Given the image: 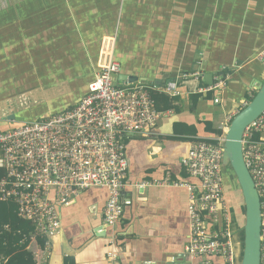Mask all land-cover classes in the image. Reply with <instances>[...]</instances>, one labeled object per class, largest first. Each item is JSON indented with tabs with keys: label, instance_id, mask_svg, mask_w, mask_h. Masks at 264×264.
Segmentation results:
<instances>
[{
	"label": "crops",
	"instance_id": "crops-1",
	"mask_svg": "<svg viewBox=\"0 0 264 264\" xmlns=\"http://www.w3.org/2000/svg\"><path fill=\"white\" fill-rule=\"evenodd\" d=\"M115 1L119 5L114 24L100 36L91 80L101 51L110 44L113 59L121 65L123 76L136 78L153 88H164L172 82L177 92L174 97L153 93L168 97L169 108L163 110L156 102L157 111L162 115L155 138H135L127 143L130 180H160L169 175L172 180L194 182L181 165L189 143L196 138L215 142L218 137L225 136L230 120L255 94V81L264 79V63L257 59L264 50V0H106L101 21L113 17L108 10ZM58 2L67 5L70 0H0V39L12 35L15 26L22 30V23ZM89 3L86 0L85 9L79 11L84 18L80 32L91 31V25L84 28L89 25L88 17L92 15L87 9ZM129 8L131 20L128 19ZM126 19L134 23V29L138 31L134 36L142 42L131 47L132 50L120 46L122 51L117 59V40L124 36ZM115 24L118 26L116 32ZM7 49L9 47H4L3 51ZM199 52L205 70L196 72L197 78L180 79L182 74H192ZM129 54L141 55L139 59H130L140 63L144 55H148V61L136 65L145 73L138 75L126 71L124 64ZM153 55L159 56L154 60ZM222 72L228 77V87L218 94V103H214L216 94L196 92L208 86L204 78L206 73L213 74L214 82ZM91 80L87 81L81 96ZM124 81L128 80L121 82ZM32 91L5 95L2 89L0 99L5 101L22 94L27 97ZM79 98L54 110L51 104L56 101H49L46 109L36 117L32 116L37 110L32 113L28 107H24L25 116L10 112L1 117L0 130L7 128L15 117L18 120L34 119L58 112L75 104ZM6 119L10 120L6 122ZM90 190L83 192L74 204L61 209L63 230L59 241L51 243L48 250L39 249L37 242L30 244L29 251L37 253L38 264H197L183 256L188 233L187 193L183 188L151 187L142 196L134 190L131 206L124 209L121 223L114 229L118 246H110L107 236L96 234L106 193L94 189L89 193ZM226 198L234 217L240 219L242 204L239 205L233 196V201L227 195ZM239 246L238 242V263ZM110 252L116 255V260H110ZM213 261L221 264L218 258Z\"/></svg>",
	"mask_w": 264,
	"mask_h": 264
},
{
	"label": "built area",
	"instance_id": "built-area-1",
	"mask_svg": "<svg viewBox=\"0 0 264 264\" xmlns=\"http://www.w3.org/2000/svg\"><path fill=\"white\" fill-rule=\"evenodd\" d=\"M257 59L264 63V50ZM96 67L97 73L75 104L34 119L5 120L11 124L0 130V202L15 204L18 217L33 228L30 243L43 239V248L48 250L62 236L61 209L74 204L85 191L102 190L106 200L96 234L107 236L110 246H118L114 229L121 223L124 209L131 206L134 190L142 196L151 187L183 188L188 221L183 256L197 264H214L216 258L221 264H239L238 242L231 229L234 214L224 187L225 137L215 142L196 138L189 143L181 165L194 182L172 180L169 175L131 181L127 143L157 136L162 114L156 109L153 93L174 97L175 83L168 82L164 88L138 80L118 83L122 68L113 59L110 44L101 51ZM198 76L187 73L180 79ZM227 87L228 77L220 75L196 92L216 94V104L218 94ZM241 146L260 202V264H264V112L244 129ZM32 254L38 264L37 253ZM109 258L114 261L116 255L110 252Z\"/></svg>",
	"mask_w": 264,
	"mask_h": 264
},
{
	"label": "rangeland",
	"instance_id": "rangeland-1",
	"mask_svg": "<svg viewBox=\"0 0 264 264\" xmlns=\"http://www.w3.org/2000/svg\"><path fill=\"white\" fill-rule=\"evenodd\" d=\"M105 1L89 0L87 9L91 10L92 15L88 17L89 25L84 27L87 28L91 25L89 32H80L83 28H79L82 26L81 24H84V18L79 14V11L85 9L86 0H70L67 5L65 2H58L50 6L51 8L37 13L38 16L21 24L22 30L15 26L12 35L3 38V40L0 39V49H2L0 52V84H2L0 93L2 89L5 91V95L25 93V91L33 89L27 97L22 94L5 101L0 99V119L10 112L23 113L24 115L26 112L24 107H28L32 113L37 110V113L32 116L36 117L41 115L38 114L40 111L46 109L45 105H49V101H56L51 104V108L54 110L81 96L87 81L91 80L100 36L113 26L114 15L119 5L115 1V4L108 10V13L113 17H107L106 21H101L102 6L106 4ZM129 12L128 19L131 20V8H129ZM125 22L124 36L121 40H117L119 42L118 46L116 45L115 56L117 59H120L119 53L122 51L120 46L130 47L132 50L131 47H137L142 42L134 36L138 34V31L134 29V23L127 19ZM117 30L118 26L115 24L114 31ZM4 47H9V49L3 51ZM155 49L156 47L153 48V51ZM140 56L130 54L127 56L124 68L128 73L140 75L146 72L137 69L136 65L148 61V55H144V60L141 63L135 61ZM153 56L155 60L159 55ZM94 69L93 74L95 75L98 69L95 66ZM57 100L60 101L57 102ZM0 127L2 126L0 125ZM224 169L226 195L231 197L232 201L234 197L239 196V205L242 204L243 207L241 192L230 191L229 173L231 169L229 166ZM90 192L92 191L90 190ZM236 219V217L232 218L231 229L234 240L240 243L238 251L242 260L243 223H241V219H237L238 221ZM241 260L239 264H241Z\"/></svg>",
	"mask_w": 264,
	"mask_h": 264
},
{
	"label": "water",
	"instance_id": "water-1",
	"mask_svg": "<svg viewBox=\"0 0 264 264\" xmlns=\"http://www.w3.org/2000/svg\"><path fill=\"white\" fill-rule=\"evenodd\" d=\"M200 57L201 54L199 52L194 60V66L191 69L192 73L205 70V64L202 63ZM221 75H224V73L222 72ZM204 78L208 85H212L213 74L206 73ZM122 80L137 81L136 78L118 76V83ZM253 87L255 90L254 96L231 119L229 126L226 128L222 156V165L223 167L229 166L233 172L243 199L244 240L241 264H260L261 255L260 202L252 178L245 167L241 146L244 129L264 112V79L255 81Z\"/></svg>",
	"mask_w": 264,
	"mask_h": 264
},
{
	"label": "trees",
	"instance_id": "trees-1",
	"mask_svg": "<svg viewBox=\"0 0 264 264\" xmlns=\"http://www.w3.org/2000/svg\"><path fill=\"white\" fill-rule=\"evenodd\" d=\"M153 97L158 107L163 108V110L169 108L168 97L160 94L153 95ZM251 99L252 98H250L249 101ZM194 103L195 100L192 101V106ZM157 106L156 109L158 110L159 108H157ZM224 170L223 167V176L225 180L226 176ZM229 183L230 191L233 190L234 192V190H237L240 192V188L236 183V178L231 170L229 173ZM236 198L237 201H239V196H236ZM16 208L17 206L11 202H0V264H35L34 256L32 252L28 250L31 244L30 234L33 232V228L29 222L18 217ZM239 214L241 223H243V207L240 209ZM4 226H8L9 229L5 230ZM36 242L40 248L44 247L43 239H37Z\"/></svg>",
	"mask_w": 264,
	"mask_h": 264
}]
</instances>
